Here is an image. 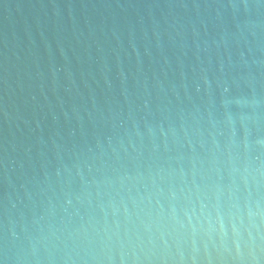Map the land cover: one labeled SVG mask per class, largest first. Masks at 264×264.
<instances>
[{
  "label": "water",
  "instance_id": "obj_1",
  "mask_svg": "<svg viewBox=\"0 0 264 264\" xmlns=\"http://www.w3.org/2000/svg\"><path fill=\"white\" fill-rule=\"evenodd\" d=\"M0 264H264V0H0Z\"/></svg>",
  "mask_w": 264,
  "mask_h": 264
}]
</instances>
